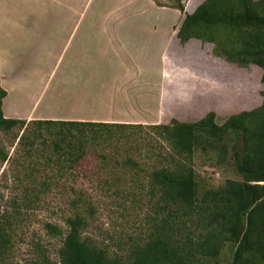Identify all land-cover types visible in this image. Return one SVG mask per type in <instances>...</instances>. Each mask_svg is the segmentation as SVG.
Listing matches in <instances>:
<instances>
[{
	"label": "rangeland",
	"instance_id": "obj_1",
	"mask_svg": "<svg viewBox=\"0 0 264 264\" xmlns=\"http://www.w3.org/2000/svg\"><path fill=\"white\" fill-rule=\"evenodd\" d=\"M179 1L187 12L203 0ZM70 2L72 11L83 10V22L74 26L76 18L64 19L71 9L51 18L57 27L51 29L52 55L42 71H52L55 89L83 90L87 98L95 97L86 104L91 112L97 101L106 111L110 99L117 109L124 107L123 92L131 109L149 116L159 112L168 122L172 118L191 122L213 111L215 122L221 124L231 114L261 104L258 66L227 61L215 53L211 42L168 40L170 27L183 15L170 7L176 0ZM113 12L143 13L140 25L133 22L130 27L133 35L126 53L118 54L106 37L112 26L104 23L105 17ZM70 34L73 42L66 51L63 47ZM149 125L125 130L127 139L118 143L90 147L83 162L65 164L63 169L51 161L49 142L20 143L23 130L17 126L0 131V148L6 154L0 160V230L7 237L0 264H59L57 251L67 231L66 219L76 214L85 219L83 239L106 250L109 257L128 262L134 248L156 233L163 214L149 175L165 164L166 144ZM33 127L29 124L27 136ZM224 142L195 148L190 163L200 192L244 180L231 158L233 140L227 137ZM47 223L58 226L60 234H50ZM189 230L194 237L204 232L194 224ZM234 249L230 242L221 241L215 258L198 256L190 264H231Z\"/></svg>",
	"mask_w": 264,
	"mask_h": 264
},
{
	"label": "trees",
	"instance_id": "obj_2",
	"mask_svg": "<svg viewBox=\"0 0 264 264\" xmlns=\"http://www.w3.org/2000/svg\"><path fill=\"white\" fill-rule=\"evenodd\" d=\"M183 13L176 31L179 42L198 39L211 42L215 53L238 65L258 66L262 73V101L258 107L228 116L221 124L216 114L207 112L191 121L172 118L165 124H151L166 144L165 164L151 170L149 180L156 187L162 207L156 233L131 252L128 262L109 257L106 250L82 238L85 219H66L67 231L58 249L59 264H190L198 256L215 258L221 241L235 246L231 264H264V0H203L192 12L176 0L172 6ZM6 92L0 87V131L22 129L18 142H49L51 161L80 164L90 147L127 139L125 130L141 124L79 120H29L6 118L1 104ZM29 124L34 125L30 135ZM44 130L45 133L42 131ZM231 137V158L241 182L217 190L200 192L191 165L195 148L206 143L224 145ZM6 154L0 148V160ZM204 232L194 237L189 227ZM50 234L60 229L47 223ZM7 244L0 230V253Z\"/></svg>",
	"mask_w": 264,
	"mask_h": 264
},
{
	"label": "crops",
	"instance_id": "obj_3",
	"mask_svg": "<svg viewBox=\"0 0 264 264\" xmlns=\"http://www.w3.org/2000/svg\"><path fill=\"white\" fill-rule=\"evenodd\" d=\"M69 1L0 0V87L6 92L1 104L3 116L27 121L79 120L141 125L168 123L162 120L159 112L149 116L141 109H131L126 92H123L122 106L124 107L117 109L118 105L115 107L114 100L110 99L106 111L102 112L103 106L97 101L93 102L94 109L91 112L86 104L90 99L95 101V97L87 98L83 90L76 92L73 89L68 91L63 87L54 88L52 71L45 74L42 67L52 55L49 37L55 25L51 18L63 15V11L71 9ZM193 9L187 12L190 13ZM72 10L64 19L76 18L74 26H78L84 19L83 10L79 12ZM142 15V12H113L105 17L104 23L107 22L112 26V30L106 32V37L118 54L123 51L126 53L128 41L133 35V32L130 33V27H133V22L135 26L140 25L138 20L143 18ZM180 20L170 27L168 40L179 42L176 31ZM156 25L158 26V22ZM72 42L70 34L63 50L67 51ZM163 58L164 50L162 49L160 52L161 82L166 77V62ZM137 71L142 73L140 67ZM63 109L67 112L64 113Z\"/></svg>",
	"mask_w": 264,
	"mask_h": 264
}]
</instances>
